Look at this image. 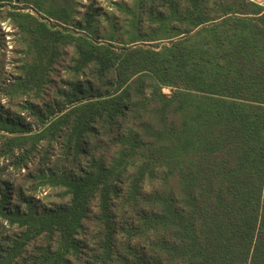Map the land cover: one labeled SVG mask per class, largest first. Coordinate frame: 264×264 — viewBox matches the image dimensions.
<instances>
[{
    "label": "trees",
    "instance_id": "1",
    "mask_svg": "<svg viewBox=\"0 0 264 264\" xmlns=\"http://www.w3.org/2000/svg\"><path fill=\"white\" fill-rule=\"evenodd\" d=\"M0 264H264V6L0 0Z\"/></svg>",
    "mask_w": 264,
    "mask_h": 264
},
{
    "label": "rangeland",
    "instance_id": "2",
    "mask_svg": "<svg viewBox=\"0 0 264 264\" xmlns=\"http://www.w3.org/2000/svg\"><path fill=\"white\" fill-rule=\"evenodd\" d=\"M79 2H81L82 4H88L90 2H96L97 4L101 5V6H106L107 4H109V0H78ZM261 4L264 6V0H260ZM21 3V2H20ZM3 28L5 29V31H11L12 29H10V27L6 24V23H2ZM7 38H11L10 34H7ZM43 192L40 193V195H42Z\"/></svg>",
    "mask_w": 264,
    "mask_h": 264
},
{
    "label": "built area",
    "instance_id": "3",
    "mask_svg": "<svg viewBox=\"0 0 264 264\" xmlns=\"http://www.w3.org/2000/svg\"><path fill=\"white\" fill-rule=\"evenodd\" d=\"M250 1L261 4L260 0H250Z\"/></svg>",
    "mask_w": 264,
    "mask_h": 264
}]
</instances>
